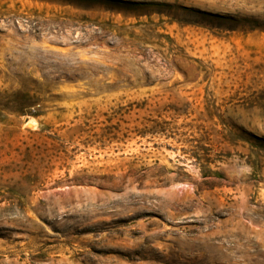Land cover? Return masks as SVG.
Returning a JSON list of instances; mask_svg holds the SVG:
<instances>
[{"label":"rangeland","instance_id":"374dc122","mask_svg":"<svg viewBox=\"0 0 264 264\" xmlns=\"http://www.w3.org/2000/svg\"><path fill=\"white\" fill-rule=\"evenodd\" d=\"M0 264H264V0H0Z\"/></svg>","mask_w":264,"mask_h":264},{"label":"trees","instance_id":"16d2710c","mask_svg":"<svg viewBox=\"0 0 264 264\" xmlns=\"http://www.w3.org/2000/svg\"><path fill=\"white\" fill-rule=\"evenodd\" d=\"M97 46H98V47H101V46H102V41H98ZM109 46H111V45H109ZM75 80H78V79L75 78ZM157 130H158V129H156V127H154V129H152V132L156 134ZM160 132H162V131H160Z\"/></svg>","mask_w":264,"mask_h":264},{"label":"bare ground","instance_id":"6f19581e","mask_svg":"<svg viewBox=\"0 0 264 264\" xmlns=\"http://www.w3.org/2000/svg\"><path fill=\"white\" fill-rule=\"evenodd\" d=\"M29 124V123H28Z\"/></svg>","mask_w":264,"mask_h":264}]
</instances>
